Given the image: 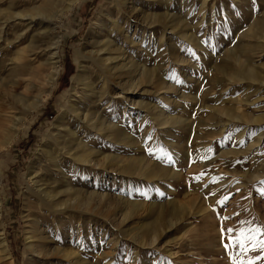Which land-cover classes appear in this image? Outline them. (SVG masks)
I'll return each mask as SVG.
<instances>
[{
    "label": "rangeland",
    "instance_id": "obj_1",
    "mask_svg": "<svg viewBox=\"0 0 264 264\" xmlns=\"http://www.w3.org/2000/svg\"><path fill=\"white\" fill-rule=\"evenodd\" d=\"M127 1L132 44L119 43L141 88L99 112L101 133L81 122L83 149L57 124L77 126L81 51L122 0H0V138L17 132L0 150V264L30 256V176L49 158L48 264H264L224 247L249 229V249L264 241V0Z\"/></svg>",
    "mask_w": 264,
    "mask_h": 264
},
{
    "label": "bare ground",
    "instance_id": "obj_2",
    "mask_svg": "<svg viewBox=\"0 0 264 264\" xmlns=\"http://www.w3.org/2000/svg\"><path fill=\"white\" fill-rule=\"evenodd\" d=\"M128 4L129 2L127 0H122L120 7L115 10L114 14H106V18L102 20V22H100V19L97 20L96 23H94V27L96 29L95 34L97 35L91 43L92 47L87 53H82L81 51V56L87 59L89 66L87 69L85 63L82 61L83 63L80 66L77 77L73 80L75 81L73 92L76 94L75 96L78 101L80 100V106L78 105L79 107L76 103H74V101L70 103L71 108L73 107L72 111L75 113L77 126L71 127L70 124H57L58 128L63 126L70 131L71 134L74 135L75 139L77 138L80 140L78 137V131L82 123L86 124L88 122L89 126L95 127V130H98V132L100 131L99 133H101V128L96 129V125H98L97 118L99 117V112L103 111L108 105L113 103L116 104L120 101L130 103L132 97H128L129 95L126 94L132 92L139 93L141 88L142 73L140 77L135 78V72L133 74V72H131V68L132 66L134 67L136 62L134 61V64L129 62L130 59L126 54L124 46L119 43L120 36H123L124 39L128 40V42L132 44V41L129 39V35L126 32L128 31L130 24L133 22L130 20V17H134V12H132V10H127ZM15 15L16 18L20 14ZM119 20L122 24H119ZM52 44L54 45V43ZM54 48L55 46H52V50L51 53H49L50 56L48 58L50 62L49 64L52 63L51 69L47 75H45L47 77L46 81L50 85L53 84V81L58 73L55 60H53L56 56ZM22 52L23 51H21V53ZM130 74L133 75L130 76ZM109 79L114 80V85H112V87H108ZM97 80L104 84L106 83L105 88L101 92L97 91ZM77 81L78 86L75 88ZM136 104L140 103L137 102ZM65 114L66 112L61 116V120H63ZM62 132L63 131L60 133ZM16 135L17 132L15 131L5 133L3 137L0 138V150L9 146ZM88 136L89 135L87 134L86 140H80L78 142V146L81 145L84 149L86 147L85 143H88L91 137ZM85 150H83V153L81 152L79 157H77L79 160L87 159L89 153L87 154ZM90 153L92 154V152ZM57 165V162L53 161L52 158H49L46 162L40 164L39 168L34 170L30 176L31 183L28 187V192L33 194L34 201L29 205L31 206V209L28 210L29 212L27 215L29 218L27 222L31 229L28 231L26 236L30 249V256L28 257L26 264H48L47 261L51 257L48 234L45 229L49 226V223L54 220V214L58 211L59 204L56 197L57 191L59 190H57L56 185L57 179H45L44 177L47 172L49 173L51 170L54 171V167ZM1 223L0 214V257L1 259L7 260L11 259V254L5 238L3 237V223Z\"/></svg>",
    "mask_w": 264,
    "mask_h": 264
},
{
    "label": "snow or ice",
    "instance_id": "obj_3",
    "mask_svg": "<svg viewBox=\"0 0 264 264\" xmlns=\"http://www.w3.org/2000/svg\"><path fill=\"white\" fill-rule=\"evenodd\" d=\"M228 233H232L234 230L233 229H227L226 230ZM256 232H259V229L255 230ZM225 232V229H221V233H222V237H223V234ZM253 232L252 229H249L248 232H244V231H241L239 235L235 236V237H232L230 236L229 237V240L231 241L230 243H226L224 244V247L225 249L227 250L228 248L230 247H233L235 245H238L241 252H248L249 250L251 251H255L257 248L261 249L262 251H264V241L258 243V244H253V247L251 249L248 248V243L250 241H255V236L254 235H250L248 233H251ZM262 257H257V259H260ZM241 264H243V262H241ZM248 264H254V261H249Z\"/></svg>",
    "mask_w": 264,
    "mask_h": 264
}]
</instances>
